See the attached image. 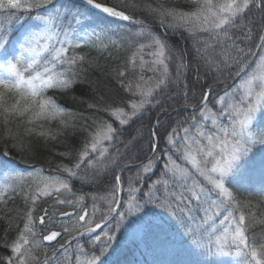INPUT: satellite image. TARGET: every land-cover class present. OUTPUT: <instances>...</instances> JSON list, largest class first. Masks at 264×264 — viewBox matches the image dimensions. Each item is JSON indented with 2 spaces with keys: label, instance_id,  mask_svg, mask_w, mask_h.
Instances as JSON below:
<instances>
[{
  "label": "snow or ice",
  "instance_id": "6c2138e0",
  "mask_svg": "<svg viewBox=\"0 0 264 264\" xmlns=\"http://www.w3.org/2000/svg\"><path fill=\"white\" fill-rule=\"evenodd\" d=\"M185 2L192 6L188 11L164 4L129 3L123 7L146 11L161 28L172 32L182 29L188 34L196 52L191 80L188 50L170 46L166 34L152 30V20L137 19L97 0H83L89 11L95 9L139 25L131 35L147 42L139 44L129 64L135 70L139 57L141 74L136 81H120L121 87L137 99L127 104V110L125 106L103 109L118 121V127L100 119L79 153V162L74 167L57 166L66 178L44 175L43 169L35 170L32 177L10 175L12 191L21 193L26 204L30 200L32 209L26 213L17 238L5 243L11 254L0 257V264H79L78 255L75 261L68 256L73 241L79 254L88 255L87 264H108L106 257L115 234L126 225L131 227V218L142 220L141 213L149 206L179 225L182 239L194 252L235 257L237 264H264V243H250L247 235L255 218L251 202L237 200L228 187L241 163L264 153V0ZM84 18V11L70 0H0V68L4 70L0 74V120L12 147L21 152L24 142L10 127L16 119L34 125L64 114L47 92L67 90L76 83L77 66L85 57L70 56L69 50L84 46L71 39L75 35L73 25H81ZM16 26L23 29L20 36H15ZM85 43L103 49L121 46L120 40L105 29H92ZM145 48L151 49L150 61L144 59ZM146 70L156 75L146 79ZM118 75L124 77L125 72ZM230 79L236 82L229 88ZM93 107L96 105L89 104ZM162 117L170 120L167 127ZM39 127L43 128V123ZM33 133L51 135L49 131L37 132L35 127L24 130L25 135ZM125 134L128 138L121 139ZM105 142L113 146L119 142L124 147L109 155ZM92 153L97 155L86 167L92 168L93 174L86 179L78 171ZM261 167L264 169V158ZM157 169L161 174L153 180ZM74 179L89 185L103 183L108 189L105 195L91 196V215L86 208L62 213L72 220L71 226H63L71 238L61 243L57 240L61 232L52 229L63 222L44 208L38 217L43 228H37L32 211L41 197H53L54 205L75 208L82 204L84 195L75 202L60 198L71 192ZM5 197L11 199L6 191H0V202ZM260 197L264 200V185ZM98 201L107 205L99 217ZM84 237V243L91 247L88 253L79 243Z\"/></svg>",
  "mask_w": 264,
  "mask_h": 264
},
{
  "label": "trees",
  "instance_id": "16d2710c",
  "mask_svg": "<svg viewBox=\"0 0 264 264\" xmlns=\"http://www.w3.org/2000/svg\"><path fill=\"white\" fill-rule=\"evenodd\" d=\"M97 1L108 2L126 11L130 15H133L137 19L152 20V25H150V27H152L155 33H162L158 27H154L155 25H159L158 20L149 16L146 11L135 10L131 7L125 8L123 5L134 3L141 6L152 5L156 7L159 4H164L166 7H176L185 11L192 8L185 0ZM70 3L75 8L83 10L85 13L83 23L81 25H73V29L75 30L73 41H76L77 31L80 29L79 27L88 24L91 31L92 29H96V31L99 32L100 29H105L110 32L113 34V38L120 40L121 46H110L107 49H103L100 47H92L85 42H81L84 45L83 47L69 50L70 56L79 54L85 57V60L80 62L77 66L80 72L76 79V83L67 90L52 89L47 92V95L55 99L56 103L64 110V114L50 122L43 121L37 122L34 125H28L22 123L20 119H16L15 123L10 125L13 132L18 136V139L24 142L25 150L23 152L12 147L13 141L5 134L4 124L2 120H0V157L12 167V169L3 173L6 177L4 180L0 181V191H6L8 196L11 197V199L5 197L3 202H0V257L11 254V249L6 248L4 245L5 243L10 244L17 238L19 232L23 229L26 213L32 209L30 200L29 203L26 204L21 193L12 191L13 182L9 179L10 175L23 174L25 177H32V173H34L35 170L43 169V174H55L66 178L67 174L61 172L57 166L66 165L68 167H74L75 164L79 162V153L83 150L85 143L90 140L89 133L95 130L96 123H98L100 119L112 123L113 127H118V121L110 116L109 112L103 111V109L108 108L109 111H111L112 107L125 106L127 110V104L137 99L121 87L120 81L124 80L126 83L130 80L136 81L141 74L139 57H137V67L135 70H133L129 64V59L137 50L139 44L147 42L143 38L131 35V33L139 30V25L118 22L92 10L89 11V8L84 5L72 2L71 0ZM22 32L23 29L16 26L15 36H20ZM166 32L168 34L167 37L170 46L188 50L190 69L188 72V79L191 80L193 71L191 62L196 57V52L192 47L193 41L182 29L175 32L166 29ZM202 35L207 36V34ZM150 51L151 49H148L147 53H143L145 61H150L152 59V57L149 56ZM169 67L170 71L174 74V65L170 64ZM3 71H1L2 74ZM120 71L125 72L124 77L118 75ZM203 71V68H201L202 73ZM143 75L147 79L149 77H154L156 74L146 70L143 72ZM89 104L96 105V107L89 108ZM213 110H215V108ZM175 119L176 117L173 116L172 120ZM40 123H43V128L39 127ZM162 123L167 127L170 120L162 117ZM262 126H264V123H262ZM28 127H35L37 132L49 131L51 135L48 137H40L35 133L32 135H25L24 130ZM161 131H163V129H161ZM53 135L55 139L52 138ZM181 135H183L182 132ZM127 138V134L121 137V139L124 140ZM113 143L115 146L105 142V146L109 148V155L114 153L117 147L121 149L124 147L123 144L119 142ZM146 148L147 145L145 144V149ZM5 151L8 152L7 156L4 155ZM61 153H66L67 155H61ZM96 155V153H92L88 160H86L84 164H81V168L78 171L79 176L85 177L86 179L92 176L93 169L87 168L86 165L88 161L93 160ZM263 157L264 153H257L252 157V162L256 163L259 161V158ZM142 158L143 157H141V159ZM105 159H107V157H105ZM245 165L246 163H241L236 175L228 184V187L236 195L237 200L251 202V210L255 213V218L251 220V227L247 232L250 243L257 241L264 243V200L261 199L259 192L246 189L242 184V178H235L239 175L240 168ZM160 174V170L157 169L153 174V180L159 177ZM7 175H9V177ZM151 182L150 180L146 187L150 186ZM71 189L72 195H66L68 200L73 199L72 201L75 202L78 196L84 195L85 200L81 204L80 210L86 208L91 215L93 203L91 196L105 195L108 186L103 183L91 185L88 183L82 184L79 180L74 179L71 181ZM97 203L100 209V211L97 212V217H99L100 212L107 210V205L103 201H98ZM53 206L52 198H39L36 201L32 215L37 221V228H43V226H40L38 223V217L43 215L44 208H48L55 218L56 207ZM53 208H55V211H52ZM66 209H76V207L74 208L71 205L66 207ZM64 210L65 208H61V211ZM245 212L247 214V209H245ZM145 213L149 216L148 221L146 219L137 220L136 217H133L129 221L131 227L126 225L125 228L121 229V231H125L127 234L131 231H138L140 234H136L134 239L124 247L118 243L121 241L120 237L118 238L119 241L117 240V242H115V264H118V262L120 263L123 259L131 263L142 261L144 264H149V255L159 259L163 257L166 259L165 264H191V262L194 261L197 262V264H223L221 256L211 257L200 253H196L190 260H185L190 256L191 247L185 239H182L181 233L183 230L179 228V225L165 213L160 212L159 209H153L151 206L145 209ZM45 220L47 222L48 217H46ZM133 221L136 222L134 223ZM58 226L59 224L54 225L53 229H63V227ZM119 233L120 232H118L117 235H119ZM68 237L69 236L65 234L62 241ZM85 239H87V237L82 238L79 243L84 247L85 252L88 253L91 251V247L84 243ZM76 243L69 249V258L75 261L78 255L79 264H87L88 255L79 254ZM39 254L42 255V253Z\"/></svg>",
  "mask_w": 264,
  "mask_h": 264
},
{
  "label": "rangeland",
  "instance_id": "374dc122",
  "mask_svg": "<svg viewBox=\"0 0 264 264\" xmlns=\"http://www.w3.org/2000/svg\"><path fill=\"white\" fill-rule=\"evenodd\" d=\"M2 63V62H1ZM61 198V197H60ZM63 199V198H61ZM136 234H140L138 231H131L130 234L128 235V238H130V240L134 239V236Z\"/></svg>",
  "mask_w": 264,
  "mask_h": 264
},
{
  "label": "water",
  "instance_id": "95a60500",
  "mask_svg": "<svg viewBox=\"0 0 264 264\" xmlns=\"http://www.w3.org/2000/svg\"><path fill=\"white\" fill-rule=\"evenodd\" d=\"M59 238V237H58ZM58 238H57V240H58ZM55 241H53V242H51V243H54ZM47 243H49V242H47Z\"/></svg>",
  "mask_w": 264,
  "mask_h": 264
}]
</instances>
